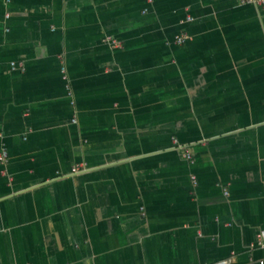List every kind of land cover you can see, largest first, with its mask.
Wrapping results in <instances>:
<instances>
[{"label": "crops", "instance_id": "obj_1", "mask_svg": "<svg viewBox=\"0 0 264 264\" xmlns=\"http://www.w3.org/2000/svg\"><path fill=\"white\" fill-rule=\"evenodd\" d=\"M2 147L0 264H264L262 7L0 0Z\"/></svg>", "mask_w": 264, "mask_h": 264}, {"label": "built area", "instance_id": "obj_2", "mask_svg": "<svg viewBox=\"0 0 264 264\" xmlns=\"http://www.w3.org/2000/svg\"><path fill=\"white\" fill-rule=\"evenodd\" d=\"M243 2L245 3H250V4H256V5H260L262 7V11L264 14V0H243ZM186 37H184L183 35L178 37V41L181 43L185 40ZM108 39H110L112 42L117 43V40L113 39V37H108ZM16 65V64H15ZM63 73H64V77L66 78V69H63ZM76 122V119L74 120ZM174 143L178 144L179 141L177 138H174ZM187 158H191L192 155L190 152H186L185 153ZM9 160V151L7 147H2L1 152H0V162L4 165L8 162ZM258 246L260 247H264V229H262L259 234H258V242H257ZM261 263H264V261H261ZM71 264V263H68ZM219 264H232L230 259H223L219 262Z\"/></svg>", "mask_w": 264, "mask_h": 264}]
</instances>
